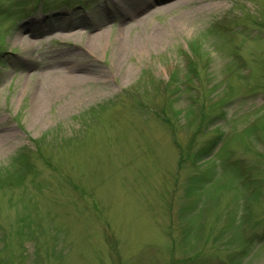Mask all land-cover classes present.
<instances>
[{
	"label": "rangeland",
	"instance_id": "374dc122",
	"mask_svg": "<svg viewBox=\"0 0 264 264\" xmlns=\"http://www.w3.org/2000/svg\"><path fill=\"white\" fill-rule=\"evenodd\" d=\"M130 1L0 0V264H264V0Z\"/></svg>",
	"mask_w": 264,
	"mask_h": 264
},
{
	"label": "bare ground",
	"instance_id": "6f19581e",
	"mask_svg": "<svg viewBox=\"0 0 264 264\" xmlns=\"http://www.w3.org/2000/svg\"><path fill=\"white\" fill-rule=\"evenodd\" d=\"M130 5L131 6H134V7H142L140 4H138L136 1L134 0H131L130 1ZM148 6H150L151 4L148 3L146 4ZM138 10V9H136ZM159 34H155L154 37L151 39L152 41H157L160 37ZM22 40V44L23 45H28L27 42H29V40L27 38H20ZM92 39L89 38V41L87 42L86 46H85V49H83V51H86L87 49L90 50V47L92 46ZM125 48V47H123ZM69 73V72H68ZM83 81H86V77L85 75H67V76H63V78H60L58 80H54L53 81V85H52V88H51V96L54 95V94H60L61 92L67 90L68 88H71L73 86H75L77 84V82H83ZM45 97V96H44ZM45 99H47L45 97ZM38 100V99H37ZM45 100L43 98H39V102H38V105L36 106V109L37 110H40L44 104ZM1 139V138H0ZM1 142V140H0Z\"/></svg>",
	"mask_w": 264,
	"mask_h": 264
}]
</instances>
